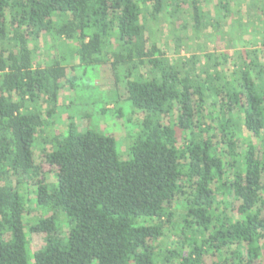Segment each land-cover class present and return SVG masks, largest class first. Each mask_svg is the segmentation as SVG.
Here are the masks:
<instances>
[{"label": "trees", "instance_id": "16d2710c", "mask_svg": "<svg viewBox=\"0 0 264 264\" xmlns=\"http://www.w3.org/2000/svg\"><path fill=\"white\" fill-rule=\"evenodd\" d=\"M0 264H264V0H0Z\"/></svg>", "mask_w": 264, "mask_h": 264}, {"label": "rangeland", "instance_id": "374dc122", "mask_svg": "<svg viewBox=\"0 0 264 264\" xmlns=\"http://www.w3.org/2000/svg\"><path fill=\"white\" fill-rule=\"evenodd\" d=\"M238 18L237 17H234V15L233 14H230L229 15V23H230V25H228V27L226 26V28H228V29H226V31H229V35H228V37H230V38H232V40L234 41V43H236V42H239V44H237V46L238 45H240V46H242V45H246L247 43H249V41H247V40H249L248 39V34H246V31L244 32V33H242L244 30H245V28H246V26H243V24L242 23H238V20H237ZM222 21V18L221 19H219V18H217V19H215L214 20V22L215 23H217V22H219V25H220V27L222 28L223 27V23L221 22ZM256 22H258L259 23V21L258 20H255ZM253 23V22H252ZM160 25H161V23H160ZM151 26L153 27V25L151 24ZM188 26L190 27L191 26V23L189 22V24H188ZM216 26V25H215ZM261 28L258 26V28H257V30H260ZM256 30V29H255ZM256 30V31H257ZM166 30H162V32L161 33H159L158 34V36H157V40L160 42V43H162L163 41H166L167 39H166V37H167V35H165L164 34V32H165ZM225 33V32H224ZM223 36V35H222ZM222 36H219L218 38H217V36L215 37V38H213L212 37V35H211V37L208 39L207 37H204V39H203V41H202V43H203V49H201V50H198V49H196L194 46L196 45V43H193V45L191 46V50H189V49H187V46L186 45H183V49H181V51H180V58H187V57H189L190 55H196V56H199V58L202 60V58H203V54L204 53H206V51L207 50H211V48H212V45H214V43L216 42L217 43V45H219V44H221V46L223 45L222 43H224V36H223V38H222ZM207 38V39H206ZM166 39V40H165ZM207 40H209V42L210 41H212V42H208ZM42 47V46H41ZM40 47V48H41ZM244 47V46H243ZM242 48V47H241ZM40 50H42V49H40ZM39 50V51H40ZM234 49H232V51H233ZM231 51V52H232ZM190 52L192 53V54H190ZM168 55L169 56H172V54L171 53H168ZM176 57V56H175ZM99 70H96V76H95V78H96V82H100V76H99V72H98ZM129 111H127V113H128ZM107 122H104V124L103 125H105ZM111 124L112 123H109L108 122V124H106V127L108 128V129H111ZM176 236L174 235V232L173 231H168V233H167V236L163 239V240H161L160 242H159V246L161 247V248H165V247H169V245H171L170 243L172 242V241H175L176 240ZM31 242H32V245H34V248L35 249H39V247L40 246H42L43 245V237H40V236H33L32 237V239H31Z\"/></svg>", "mask_w": 264, "mask_h": 264}]
</instances>
